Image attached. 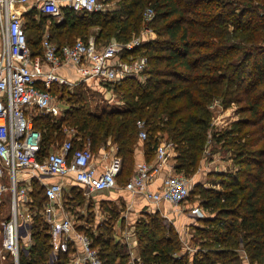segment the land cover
I'll return each mask as SVG.
<instances>
[{
    "label": "trees",
    "instance_id": "16d2710c",
    "mask_svg": "<svg viewBox=\"0 0 264 264\" xmlns=\"http://www.w3.org/2000/svg\"><path fill=\"white\" fill-rule=\"evenodd\" d=\"M112 1V9L95 12L65 5L61 21L45 13L35 18L36 10L26 13L34 54L42 52L41 38L47 25L59 46L73 43L77 35L87 39L92 34L96 43L103 45L113 39L127 42L147 27L156 32L155 37L121 52L125 59L148 57L144 79L125 77L112 86L123 100L121 107L92 109L82 85L75 90L53 85L52 90L61 89V98L67 97L70 106L59 118L52 113L34 116L43 136L40 157L64 140L66 123L76 127L81 136L75 145L89 142L94 151L109 138L116 143L123 158L118 175L122 184L136 170L142 128L148 132L147 160L166 133L175 144L176 169L194 174L211 136L231 152L234 167L211 176L214 181L221 178V188L199 182L193 188L196 191L190 192L195 195L192 200L207 212L200 217L203 225L196 227L193 237L196 250L185 249L176 227L156 210L145 212L135 223L141 261L130 262L127 245L115 236L118 208L102 201L108 215L97 223L93 204H86L84 188L74 185L65 188L64 205L91 222L90 226L77 223L78 230L90 235L105 264H264V0ZM148 7L155 10L151 20L144 18ZM216 98L226 107L238 104L243 116L211 134L209 104ZM32 183V239H22L19 264H66L74 245L70 242L51 263L52 234L44 214L49 197L38 179L33 178ZM79 206L87 208V215Z\"/></svg>",
    "mask_w": 264,
    "mask_h": 264
},
{
    "label": "built area",
    "instance_id": "2783aa9c",
    "mask_svg": "<svg viewBox=\"0 0 264 264\" xmlns=\"http://www.w3.org/2000/svg\"><path fill=\"white\" fill-rule=\"evenodd\" d=\"M31 3L37 14L53 15L58 21L64 19L63 6L68 5L76 11L90 12L112 9V0H0V223L4 234V248L9 251L19 264L22 232L26 231L31 239L30 226L33 213L30 202L33 200L32 179L58 176L44 182L49 201L44 214L50 223L52 234L51 261L54 262L60 251H66L70 242L74 250L70 252L66 264H105L100 257L99 248L93 245L90 235L78 230L72 213L64 206L65 178L73 175L84 187L85 194L119 185L118 175L123 166V158L117 147L107 152L110 156L106 166L99 169L95 153L89 142L75 145L81 136L74 126L63 124L66 134L64 140L40 157L42 132L35 126L34 116L52 112L62 115L59 103L54 99L52 90L56 83L66 85L73 90L78 83L102 80L112 86L125 77L136 76L144 79L148 68L147 55L132 59L121 56L123 49H134L142 43V34L127 42L117 39L99 45L95 36L87 39L76 38L73 43L61 46L51 37L49 26L41 38L42 52L34 54L28 41L24 12L20 4ZM155 10L148 7L144 12L145 20H151ZM149 30V27L144 31ZM120 55V56H119ZM65 65L76 66L79 77L71 79L60 72ZM144 126L143 122L139 123ZM140 136L146 138L148 132L142 128ZM174 143L163 139L156 149L153 160L138 163L135 172L125 183V188L133 193H142L155 202L169 200L176 205L190 196V179L183 172L177 171L170 162ZM115 149V151H113ZM169 165V172L162 178L159 188L151 190L149 185L162 168ZM9 174V182L5 174ZM10 192L11 206L5 215L1 202ZM59 204V209L56 204ZM26 207V208H25ZM58 212L61 215H58ZM192 212L204 215L201 207L195 206ZM25 229V230H24ZM79 248V249H78ZM194 248L193 250H196Z\"/></svg>",
    "mask_w": 264,
    "mask_h": 264
},
{
    "label": "crops",
    "instance_id": "0c3cea01",
    "mask_svg": "<svg viewBox=\"0 0 264 264\" xmlns=\"http://www.w3.org/2000/svg\"><path fill=\"white\" fill-rule=\"evenodd\" d=\"M31 6H32L31 3L20 4L18 6V8L21 10H24V9L27 10L24 12V17H25L26 22H27L26 13L30 10H37L36 7L31 8ZM39 16H40V14L35 13L34 17L39 18ZM145 32H146V34H148L149 32H154L152 34V36H150L151 38L155 37V35H156L155 34L156 32L153 30L152 31L151 30L143 31L142 35ZM149 38H147V39L149 40ZM0 48H1V34H0ZM60 72L63 74H65V73L70 74L72 76L71 79H77L79 77V70L76 66H73V65L63 66L60 69ZM67 74H65V75L67 76ZM80 85H82V88L85 92V95L87 96L86 98H95V97L97 98L96 95H98V94L96 92L104 91V90L106 91L105 87L108 88V90L106 91V94H107V92H109V98H112L109 100H113L114 98L119 97L114 92V90H110V86H108V84H105V82H103L102 80H95L94 83H91L90 81H88L87 83L86 82L78 83L74 87L73 90L78 88ZM106 105L107 104H104V106H106ZM53 115H55V114H53ZM139 135H140V133H139ZM145 139L146 138H142L140 136V141L136 147V168H137V165L139 162L147 160L146 154H145ZM209 140H210V144H209V146H210L211 143H214V140H212V138H210ZM61 142L62 141H57L56 143H54L50 147V150L55 149L57 147V145L60 144ZM111 146L118 148L116 143H114L109 138L105 142V145H102L100 147L101 149L103 148V151H100V153H98V154L94 151L95 159H96L95 161H97L100 170L106 166L107 162L110 159V156H108L107 151H109V149H111ZM173 150L174 151L172 152L170 162L175 164V161H176L175 156H176L177 152L174 148H173ZM223 151H221V149L217 150V152L212 151V153L210 155H208L207 153H204V157L201 161V164L199 165L198 169L195 171V173L193 175L194 183L203 182V183H206V185H208V186H215L216 185V186H218V188H220L221 178L214 181L213 180L214 174L216 172L226 171V170H228V168L234 167V163H233V159L231 157V153L228 152L229 154H226L227 158H223L225 156V154L221 153ZM155 153H156V150H155ZM155 153H154L153 157L151 158V160L154 159ZM151 160H148V161H151ZM169 170H170L169 165L167 164L166 166H164L162 168V170L160 171L158 176L153 181H151L149 188L151 190H155V189L159 188V186L162 183L163 176L165 174H167L169 172ZM211 176H213V177H211ZM210 178H212V179H210ZM36 179H38L43 184L45 181L49 182V181L54 180V179L59 180V179H62V177L51 176V175L48 176L47 175L46 177H43L42 180L40 178H36ZM5 181L9 182V174L8 173L5 174ZM64 184H65V188L67 190L71 189L74 185H76V186L80 185L81 187H83L81 184H79L75 180L73 175L67 176L65 178ZM84 193H85V191H84ZM31 194H32V198H33V192ZM86 196H87V200H88L86 202V204H88L89 201H91V203L93 204L94 210L97 213V219H96L97 223L103 222L107 218V215H108V213H106V211H104V209L102 208V204H103L102 201H105L107 204L112 205L113 202H116V201L120 202V200L122 201V199H123V200H125L126 203H128V208L125 210H121L122 212H120V215L117 218V221L115 224V236L121 238V240L127 245L128 251L130 252V256H129L130 262L141 261L140 260V252H139L138 243H137L138 241H137V237L135 234V223L140 219V216L144 215V212H153V211L159 210L164 217H166V216L169 217V220L171 221V223L176 227V229L178 230V232L180 233V235L183 239L185 249H189L191 251L194 248H197V247H195L196 243H194L195 241L193 240V237H194V235H196V227L203 225L202 222L200 221L201 216L192 212V208H194L195 206L201 207L203 209V207L200 205V203L197 200L194 201V200L187 199L186 201L181 202L179 205H176L175 203H172L166 199L160 200L159 202H155V201L149 200L145 196V194L133 193L132 191L125 188V184L121 185V183H119V185L116 187L97 190L95 192H92L89 195L87 194ZM33 200H34V198H33ZM33 200L30 202L29 207L33 213V221H34V208L32 206ZM105 202H104V204H105ZM10 206H11V196H10V192L7 191L2 202H1V208H2L3 213L5 215H7L9 213ZM56 206L58 207V210H60L58 203L56 204ZM80 210H81V213H84L85 215H87V208L86 207H84V209L82 207V208H80ZM68 211L70 213H72L70 210H68ZM206 213L207 212L204 210V214H206ZM58 215H61V214L58 212ZM121 219H124V221H125L124 224L121 223ZM78 221L75 220L76 227H77V223H82L86 226H90V224H91V222L88 221L86 218L79 219ZM22 239L24 241L28 242L32 238L30 239L29 234H27V232L24 231L22 234ZM22 239H21V241H22ZM3 243H4V234H3V229H2V226L0 223V264H16L14 257L12 256V254L9 251H7L4 248ZM22 247H24V245H22V242H21V248ZM51 263H54V262L51 261Z\"/></svg>",
    "mask_w": 264,
    "mask_h": 264
},
{
    "label": "rangeland",
    "instance_id": "374dc122",
    "mask_svg": "<svg viewBox=\"0 0 264 264\" xmlns=\"http://www.w3.org/2000/svg\"><path fill=\"white\" fill-rule=\"evenodd\" d=\"M149 30L152 31L153 30L152 27H149ZM153 33L154 32H149L148 34H146V32L143 33V35H142L143 39L142 40L143 41L148 40L147 38H149L150 36H152ZM76 38H84V36L77 35V36H75L74 39H76ZM65 74H67V73H65ZM67 76L69 78H72V76L70 74H67ZM87 82L88 81H86V83ZM105 89H106V91L108 90L107 87H105ZM106 91L104 90V91L96 92L98 94V95H96L97 98L96 97L95 98H86L85 101L88 103L89 108L98 109L99 110L100 108H102L104 106V104H107L106 107H108V108H111V107H121L123 105V100L120 99L119 97H116L115 96L116 98H114L113 100H109V99H112V98H109V92H107V94H106ZM53 93H54V96H55V99L54 100L57 103H59L60 109H62V115L61 116H63L64 113H65L64 112L65 109L66 108H69L70 102H69V100H68L67 97L66 98H61V96H62V90L61 89L60 90L57 89L56 91H53ZM209 108L211 109V112H212V121H211V127H210V133L211 134H213L214 132H217L218 133V132L224 130L226 127H229L233 121H235V120H237V119H239L240 117L243 116L242 115L243 113L239 112L240 106L238 104H233L231 106L226 107L222 103L221 99H219V98L214 99L209 104ZM46 113H52V112H46ZM55 117H56V115H55ZM57 117L59 118V116H57ZM65 125L67 126L68 124L65 123ZM167 136L168 135L166 133L165 134H162V138L163 139H167ZM209 138H211V136H209ZM167 140H169V139H167ZM209 144H210V140H208V142L206 144V149L204 150V153H207L208 155H210L212 153V151L213 152H215V151L217 152V150H219V149H221V151L224 150L223 152H221V153L225 154V156L223 158H227L226 154L231 153L229 150L226 149V147H223L220 144H217L215 142L214 143H211L210 146H209ZM173 145H174V149H175V144H173ZM94 151L98 154V153H100V151H103V148L102 149L101 148L100 149H95ZM109 151H110V149H109ZM113 151H115V149H113ZM117 152H118V150H117ZM175 167H176V161H175ZM180 172H183V171H180ZM184 174L187 177H189V179H190V185L192 187L191 188V191H192L193 188H194V186H195V184H196V183H194V177H193L194 174H191V175H188L187 173H184ZM121 185H122V183H121ZM216 187H218V186H216ZM220 188H221V186H220ZM195 191L196 190H193V192H195ZM193 196H195L194 193H192V196H190V200H192V198H194ZM188 199H189V197H188ZM112 206L114 208L115 207L118 208V210L120 212H122L121 210H125V209L128 208V203H126L125 200L122 199V201L120 200V202L119 201L113 202L112 203ZM79 207L82 208L83 206H79ZM83 209H84V207H83ZM144 214H145V212H144ZM72 215H73L74 220L78 221L80 219L79 216H77V213L72 212ZM140 217H145V215L144 216L142 215ZM165 218H166V221L168 223H171V221L169 220V217L166 216ZM198 240H200V239H198ZM247 261H249L248 258H246V262ZM248 264H250V263H248Z\"/></svg>",
    "mask_w": 264,
    "mask_h": 264
}]
</instances>
